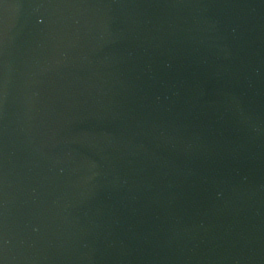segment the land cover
Instances as JSON below:
<instances>
[{"label": "water", "instance_id": "water-1", "mask_svg": "<svg viewBox=\"0 0 264 264\" xmlns=\"http://www.w3.org/2000/svg\"><path fill=\"white\" fill-rule=\"evenodd\" d=\"M0 264H264V0H0Z\"/></svg>", "mask_w": 264, "mask_h": 264}]
</instances>
